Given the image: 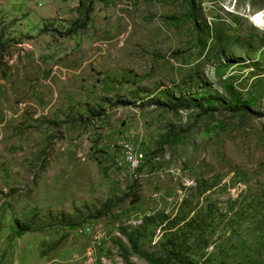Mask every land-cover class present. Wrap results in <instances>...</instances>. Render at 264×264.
I'll list each match as a JSON object with an SVG mask.
<instances>
[{"label":"rangeland","instance_id":"1","mask_svg":"<svg viewBox=\"0 0 264 264\" xmlns=\"http://www.w3.org/2000/svg\"><path fill=\"white\" fill-rule=\"evenodd\" d=\"M263 11L0 0V264H264Z\"/></svg>","mask_w":264,"mask_h":264},{"label":"trees","instance_id":"2","mask_svg":"<svg viewBox=\"0 0 264 264\" xmlns=\"http://www.w3.org/2000/svg\"><path fill=\"white\" fill-rule=\"evenodd\" d=\"M93 9H92V4L89 3L85 8H83L81 10V18L79 19V21L73 25L71 28H69L66 32V37L72 36L76 33H78L79 31H83L86 29L89 21H90V15L92 13ZM108 209V204L104 205L103 207H101L100 209L95 211V214L92 216L93 219H98L103 217L106 214V211ZM31 228H29V226H27L26 224H22L19 226L18 231L19 233H25L30 231Z\"/></svg>","mask_w":264,"mask_h":264},{"label":"built area","instance_id":"3","mask_svg":"<svg viewBox=\"0 0 264 264\" xmlns=\"http://www.w3.org/2000/svg\"><path fill=\"white\" fill-rule=\"evenodd\" d=\"M123 157L127 166L132 170L138 169L143 160V154L136 151L130 144L124 146Z\"/></svg>","mask_w":264,"mask_h":264},{"label":"bare ground","instance_id":"4","mask_svg":"<svg viewBox=\"0 0 264 264\" xmlns=\"http://www.w3.org/2000/svg\"><path fill=\"white\" fill-rule=\"evenodd\" d=\"M256 20L263 23L264 21V11L260 12L257 16H256Z\"/></svg>","mask_w":264,"mask_h":264}]
</instances>
